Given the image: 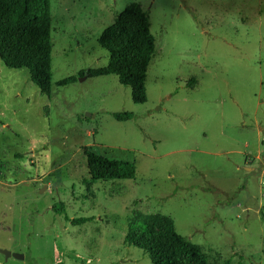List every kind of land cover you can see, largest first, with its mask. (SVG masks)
<instances>
[{
  "label": "rangeland",
  "instance_id": "1",
  "mask_svg": "<svg viewBox=\"0 0 264 264\" xmlns=\"http://www.w3.org/2000/svg\"><path fill=\"white\" fill-rule=\"evenodd\" d=\"M49 2V96L0 60V248L23 255L0 264H152L124 242L136 212L171 217L210 264H264V0ZM131 2L156 42L144 103L78 75L107 64L100 35ZM85 149L135 177L88 184Z\"/></svg>",
  "mask_w": 264,
  "mask_h": 264
},
{
  "label": "trees",
  "instance_id": "2",
  "mask_svg": "<svg viewBox=\"0 0 264 264\" xmlns=\"http://www.w3.org/2000/svg\"><path fill=\"white\" fill-rule=\"evenodd\" d=\"M100 45L108 53L105 66L86 68L79 76L113 74L130 88L134 103L146 101V70L155 52V37L150 31L148 14L137 2L120 11L114 22L103 30ZM51 14L49 0H0V60L9 68H27L30 80L43 95L50 94ZM76 81L75 76L60 79L58 85ZM118 121L132 118L130 112L111 114ZM88 184L100 180H125L135 177L133 162L109 158L85 149ZM62 214L63 204L52 205ZM65 220L81 224L90 217ZM124 242L144 250L152 264H210L200 246L178 234L173 219L161 213L136 212L125 226ZM56 264H63L57 262Z\"/></svg>",
  "mask_w": 264,
  "mask_h": 264
},
{
  "label": "water",
  "instance_id": "3",
  "mask_svg": "<svg viewBox=\"0 0 264 264\" xmlns=\"http://www.w3.org/2000/svg\"><path fill=\"white\" fill-rule=\"evenodd\" d=\"M86 77H87L86 75H82V76H79V79H85ZM44 188L45 187H42L41 190H43ZM0 253H2L5 258H8L10 256H13V257L19 258V259H22L23 258V255L22 254L16 253V252H11L10 250L3 249V248H0Z\"/></svg>",
  "mask_w": 264,
  "mask_h": 264
}]
</instances>
